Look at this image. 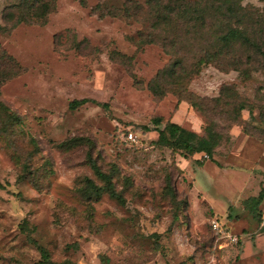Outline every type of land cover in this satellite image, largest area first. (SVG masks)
Listing matches in <instances>:
<instances>
[{"label": "rangeland", "instance_id": "374dc122", "mask_svg": "<svg viewBox=\"0 0 264 264\" xmlns=\"http://www.w3.org/2000/svg\"><path fill=\"white\" fill-rule=\"evenodd\" d=\"M100 1L57 0L46 24L10 28L16 0H0V25L8 26L0 30V264H42L33 240L56 264H105V258L110 264H264V201L261 223L244 205L264 187V172L250 178L235 170L248 184L243 190L229 178V162L249 168L263 160L264 66L248 79L205 66L189 89L209 99L208 116L173 93L156 96L148 84L171 55L159 44L138 48L130 37L144 20L102 17L93 9ZM244 4L264 7L261 0ZM115 51L132 58L113 59ZM229 85L254 105L237 122L210 100ZM83 98L91 101L70 107ZM11 112L20 119L10 125ZM154 117L200 134L212 119L224 139L214 159L185 158L155 143L164 124L156 126ZM72 137L90 143L59 146ZM89 151L104 170L117 171L126 205L107 194L90 202L81 197L83 178L96 179ZM24 164L32 171L25 177ZM168 176L178 199L188 198L180 210L165 191ZM213 219L241 242L214 246Z\"/></svg>", "mask_w": 264, "mask_h": 264}, {"label": "trees", "instance_id": "16d2710c", "mask_svg": "<svg viewBox=\"0 0 264 264\" xmlns=\"http://www.w3.org/2000/svg\"><path fill=\"white\" fill-rule=\"evenodd\" d=\"M110 1L101 0L93 9L102 17H123L127 21L144 20L145 25L142 24L136 35L130 37L131 41L138 48L159 44L172 57L170 65L160 70L148 84V88L156 96L164 97L173 93L208 116L209 99L201 98L189 89L190 82L205 66L214 65L224 71L236 70L245 79L264 66V7L244 4V0H145L144 4L137 0L131 4L126 2L129 0L122 1V4H119L121 0ZM261 1L264 3V0ZM56 3L57 0H16L13 5L15 12L8 18L12 23L10 28L22 23L46 24ZM7 28L8 26L0 25V30ZM131 58L118 51L113 53V59L122 62ZM201 100L207 103L204 104ZM210 100L221 107V111L227 110L231 121L237 122L245 109L253 113L254 105L243 99L234 85L224 86L221 94ZM90 101L89 98L75 99L70 107L77 108ZM4 108L9 111L8 107ZM10 118V125L20 119L14 112L10 113ZM153 122L156 126L164 124V127L157 129L159 137L155 143L160 147H168L185 158L205 153L207 157L214 159L216 148L224 139V133L212 119L208 120L204 134L190 130L176 121H164L162 117H154ZM8 126L7 124L3 131ZM144 128L150 130L147 126ZM244 131L249 133L246 129ZM32 141L35 143L34 139ZM89 143L90 140L84 137H72L62 141L59 146L67 150ZM87 162L96 179L90 176L83 178L79 188L81 197L90 202L107 194L121 205H126V197L117 189L114 180L117 171L104 170L92 151L87 155ZM23 174L24 177L32 174L26 164L23 165ZM166 180V193L175 199L177 209H182L181 206L188 204V198L178 199L173 177L168 176ZM3 186L0 181V187ZM263 201L264 189L259 195L244 201L245 208L260 223L263 221ZM179 218L177 211L173 214V225ZM223 226L228 228L225 224ZM211 228L215 246L219 232L212 225ZM33 242L41 253L42 264H56L51 260L46 247L35 240ZM240 242L241 239L237 244ZM104 262L110 264L106 258Z\"/></svg>", "mask_w": 264, "mask_h": 264}, {"label": "crops", "instance_id": "0c3cea01", "mask_svg": "<svg viewBox=\"0 0 264 264\" xmlns=\"http://www.w3.org/2000/svg\"><path fill=\"white\" fill-rule=\"evenodd\" d=\"M261 157L263 158V160H261V162H255L254 164H252L251 162H248L247 164L250 165L249 168H247L246 166H244V164H245L244 162L239 163L241 166H235L233 163L229 162V178H230V180L232 182L236 183V185L238 187L237 190H241V189L243 190V188L246 187V186H248V184L244 183V181H241L240 178H239V176L233 174V172L235 170H241V171H244L247 174H249L250 178L255 177L256 170H260V171L264 172V152L262 153ZM229 187H230V185H229ZM262 189H264V187ZM229 191H231L230 188H229ZM229 195H230V192H229ZM251 196H257V195H251ZM251 196H249V197H251ZM229 198H231V197L229 196ZM248 198H246V199H248ZM231 231L233 232L232 229H231Z\"/></svg>", "mask_w": 264, "mask_h": 264}, {"label": "built area", "instance_id": "2783aa9c", "mask_svg": "<svg viewBox=\"0 0 264 264\" xmlns=\"http://www.w3.org/2000/svg\"><path fill=\"white\" fill-rule=\"evenodd\" d=\"M127 136L131 140L134 139V135L132 132L128 133ZM211 225L213 226L214 230L219 232L218 238L216 240V246L220 249L238 242V235L232 232L231 229L224 227L218 219H213L211 221Z\"/></svg>", "mask_w": 264, "mask_h": 264}]
</instances>
